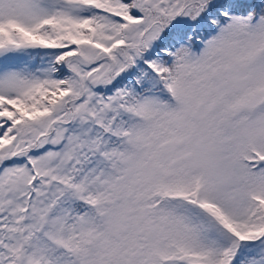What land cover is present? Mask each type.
<instances>
[{"label": "snow or ice", "instance_id": "1", "mask_svg": "<svg viewBox=\"0 0 264 264\" xmlns=\"http://www.w3.org/2000/svg\"><path fill=\"white\" fill-rule=\"evenodd\" d=\"M0 264H264V0H0Z\"/></svg>", "mask_w": 264, "mask_h": 264}]
</instances>
